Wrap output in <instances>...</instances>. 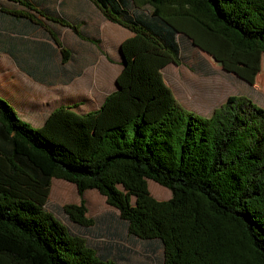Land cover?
<instances>
[{"label": "trees", "instance_id": "trees-1", "mask_svg": "<svg viewBox=\"0 0 264 264\" xmlns=\"http://www.w3.org/2000/svg\"><path fill=\"white\" fill-rule=\"evenodd\" d=\"M91 1L133 33L121 43L118 76L132 85L121 82L86 113L58 106L36 128L0 97V264H119L46 209L52 178L79 195L101 193L129 234L161 243L162 264H264V108L232 94L209 116L189 111L141 58L149 47L179 61L170 18L194 23L191 35L205 45L264 53V0ZM149 179L171 196L154 198ZM62 209L91 225L84 200Z\"/></svg>", "mask_w": 264, "mask_h": 264}, {"label": "crops", "instance_id": "crops-1", "mask_svg": "<svg viewBox=\"0 0 264 264\" xmlns=\"http://www.w3.org/2000/svg\"><path fill=\"white\" fill-rule=\"evenodd\" d=\"M116 25L91 0H0V96L37 127L61 105L99 108L119 71Z\"/></svg>", "mask_w": 264, "mask_h": 264}, {"label": "rangeland", "instance_id": "rangeland-1", "mask_svg": "<svg viewBox=\"0 0 264 264\" xmlns=\"http://www.w3.org/2000/svg\"><path fill=\"white\" fill-rule=\"evenodd\" d=\"M144 8L149 6L145 5ZM172 20L178 22L175 28L180 45L179 61L159 49H149V47H147L148 53L141 57L146 65V71L150 70L149 74L155 75L158 81L165 85L172 99L177 100L185 109L202 116H209L214 108L232 94L248 96L264 108L263 52L254 51L244 54L234 52L229 44L221 40L211 46L205 45L192 37L191 32L199 30L194 23L186 18L169 19ZM114 35L121 39L122 43L132 37L133 33L121 25H116ZM202 35H205L210 42L215 40L207 33L203 32ZM116 59L119 60L116 65L119 71L114 80V91L129 89L132 82L130 84L129 80L122 78L121 81L118 80L127 62L123 54ZM121 82L124 88L120 85ZM150 87L148 85L147 88ZM152 92L154 89H147V97L153 94ZM18 116L21 118L19 114ZM23 120L31 127H37L31 120ZM148 189L158 200H166L171 196L168 188L150 179ZM80 200L85 202L86 216L92 219L91 225L86 227L70 221L62 209L63 205L78 204ZM46 209L73 233L85 237L96 247L99 254L107 253L119 264L163 263L161 243L156 239L144 240L129 234L125 223L118 217V210L109 205L105 197L95 189H88L83 195H79L74 183L52 178Z\"/></svg>", "mask_w": 264, "mask_h": 264}]
</instances>
